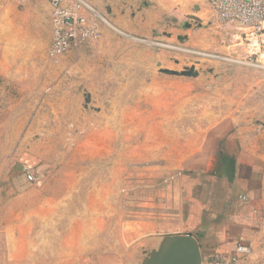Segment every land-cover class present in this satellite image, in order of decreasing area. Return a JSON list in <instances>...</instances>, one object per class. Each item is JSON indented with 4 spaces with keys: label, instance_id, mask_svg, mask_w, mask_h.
Instances as JSON below:
<instances>
[{
    "label": "rangeland",
    "instance_id": "rangeland-1",
    "mask_svg": "<svg viewBox=\"0 0 264 264\" xmlns=\"http://www.w3.org/2000/svg\"><path fill=\"white\" fill-rule=\"evenodd\" d=\"M91 1L98 42L0 48V264H161L199 150L232 127L264 147V68L210 0ZM26 150L32 184L12 176Z\"/></svg>",
    "mask_w": 264,
    "mask_h": 264
},
{
    "label": "crops",
    "instance_id": "crops-1",
    "mask_svg": "<svg viewBox=\"0 0 264 264\" xmlns=\"http://www.w3.org/2000/svg\"><path fill=\"white\" fill-rule=\"evenodd\" d=\"M52 39L48 0H0V48L6 47L8 63L14 62L19 41L37 42L47 48L50 60H57L48 53ZM221 133L216 135L213 150H199L206 161L189 169L188 178H184L188 183H184L183 190V219L177 220L176 231L158 237L153 251L159 255L178 236L191 235L198 242L200 257L170 264H202L214 253H234L239 243L253 249L240 264H252L259 247L264 245V147L259 139L239 135L233 127L222 128ZM40 161L36 151H24L12 172L14 180L32 184L25 167L35 175L33 167L39 172L45 167Z\"/></svg>",
    "mask_w": 264,
    "mask_h": 264
},
{
    "label": "built area",
    "instance_id": "built-area-1",
    "mask_svg": "<svg viewBox=\"0 0 264 264\" xmlns=\"http://www.w3.org/2000/svg\"><path fill=\"white\" fill-rule=\"evenodd\" d=\"M51 5L53 39L48 53L57 58L71 49L98 42L105 25L113 27L91 0H48ZM222 23L236 24L243 30L245 51L240 61L264 68V0H210ZM25 167L30 181L35 175ZM30 171V172H29ZM264 238V222L262 224ZM251 246L239 243L232 254L214 253L202 264H240L249 257Z\"/></svg>",
    "mask_w": 264,
    "mask_h": 264
},
{
    "label": "water",
    "instance_id": "water-1",
    "mask_svg": "<svg viewBox=\"0 0 264 264\" xmlns=\"http://www.w3.org/2000/svg\"><path fill=\"white\" fill-rule=\"evenodd\" d=\"M159 258L160 263L192 262L199 259L200 248L197 240L191 235L178 236L167 248L163 249Z\"/></svg>",
    "mask_w": 264,
    "mask_h": 264
}]
</instances>
